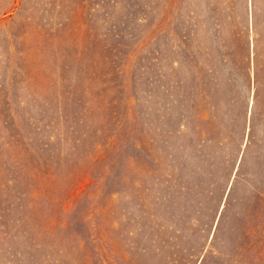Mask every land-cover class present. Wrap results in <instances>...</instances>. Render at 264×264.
Here are the masks:
<instances>
[{
  "label": "rangeland",
  "instance_id": "1",
  "mask_svg": "<svg viewBox=\"0 0 264 264\" xmlns=\"http://www.w3.org/2000/svg\"><path fill=\"white\" fill-rule=\"evenodd\" d=\"M131 1L117 27L48 36L0 4V264H264V98L240 165L234 146L225 161L170 154L144 103ZM46 64L49 95L32 83ZM189 227L197 241L178 243Z\"/></svg>",
  "mask_w": 264,
  "mask_h": 264
},
{
  "label": "crops",
  "instance_id": "2",
  "mask_svg": "<svg viewBox=\"0 0 264 264\" xmlns=\"http://www.w3.org/2000/svg\"><path fill=\"white\" fill-rule=\"evenodd\" d=\"M12 1L16 23L23 20L37 27L40 36H48L54 26L117 27L124 24L120 15L129 16L133 9L131 0ZM142 4L144 103L150 120L153 112L158 121L160 143L172 155L204 153L223 161L230 160L234 146L240 165L246 154L239 151L240 143L249 146L255 109L264 98H258L264 89V0H142ZM43 28L46 33H41ZM42 70L41 80L32 83L49 95L54 79L46 71L52 66L46 64ZM259 136L264 137L263 130ZM250 153H255L252 147ZM195 228L182 230L178 243L197 241ZM200 231L210 233V242L217 228ZM168 264L223 263L200 257Z\"/></svg>",
  "mask_w": 264,
  "mask_h": 264
}]
</instances>
